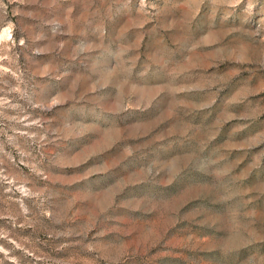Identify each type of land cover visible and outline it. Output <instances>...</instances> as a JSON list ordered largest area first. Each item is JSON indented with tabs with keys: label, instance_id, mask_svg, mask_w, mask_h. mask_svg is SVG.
Returning a JSON list of instances; mask_svg holds the SVG:
<instances>
[{
	"label": "rangeland",
	"instance_id": "374dc122",
	"mask_svg": "<svg viewBox=\"0 0 264 264\" xmlns=\"http://www.w3.org/2000/svg\"><path fill=\"white\" fill-rule=\"evenodd\" d=\"M0 264H264V0H0Z\"/></svg>",
	"mask_w": 264,
	"mask_h": 264
}]
</instances>
